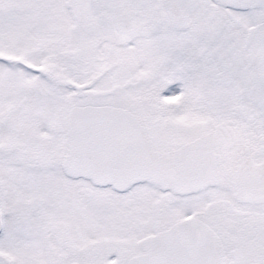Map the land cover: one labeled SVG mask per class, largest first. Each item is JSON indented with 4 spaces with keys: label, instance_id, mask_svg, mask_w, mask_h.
I'll return each mask as SVG.
<instances>
[{
    "label": "snow or ice",
    "instance_id": "6c2138e0",
    "mask_svg": "<svg viewBox=\"0 0 264 264\" xmlns=\"http://www.w3.org/2000/svg\"><path fill=\"white\" fill-rule=\"evenodd\" d=\"M0 264H264V0H0Z\"/></svg>",
    "mask_w": 264,
    "mask_h": 264
}]
</instances>
